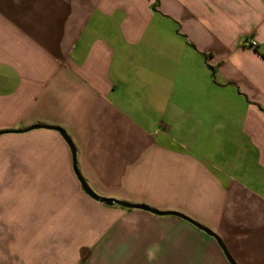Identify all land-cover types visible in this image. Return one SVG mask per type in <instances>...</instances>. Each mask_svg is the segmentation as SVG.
Here are the masks:
<instances>
[{
    "label": "crops",
    "instance_id": "1",
    "mask_svg": "<svg viewBox=\"0 0 264 264\" xmlns=\"http://www.w3.org/2000/svg\"><path fill=\"white\" fill-rule=\"evenodd\" d=\"M263 55L264 0H0V132L187 218L1 135L72 186L80 264H264Z\"/></svg>",
    "mask_w": 264,
    "mask_h": 264
},
{
    "label": "rangeland",
    "instance_id": "2",
    "mask_svg": "<svg viewBox=\"0 0 264 264\" xmlns=\"http://www.w3.org/2000/svg\"><path fill=\"white\" fill-rule=\"evenodd\" d=\"M30 143L0 142V264H80L93 223L71 185L45 184L51 170L29 163Z\"/></svg>",
    "mask_w": 264,
    "mask_h": 264
},
{
    "label": "water",
    "instance_id": "3",
    "mask_svg": "<svg viewBox=\"0 0 264 264\" xmlns=\"http://www.w3.org/2000/svg\"><path fill=\"white\" fill-rule=\"evenodd\" d=\"M39 129H45V130H51V131H56L58 132L61 137L63 138V140L66 142V144L69 146L71 153H72V157H73V170H74V174L80 184V187L82 189V191L84 192V194H86L89 198H91L92 200H94L97 203L109 206V207H114V206H120L122 208L125 209H138V210H143L149 213H152L154 215H158V216H167V215H173V216H179L181 218L187 219L179 214L176 213H170V212H159L157 210H154L152 208H149L148 206L145 205H134V204H129L126 202H121V201H117V200H113V199H108V198H104L101 197L99 195H97L90 187L89 185L86 183V181L83 179V177L81 176V173L78 169L77 166V160H76V150L75 147L70 139V137L66 134V132L58 127H52V126H44V125H34L31 126L29 128L23 129V130H15V131H3L0 132V136L1 135H5V134H10V133H14V134H24V133H28L30 131H34V130H39ZM195 226L197 228H199L200 230L204 231L206 234H208L209 236L215 237V235L209 231L208 229L202 227L201 225H198L196 223H194ZM217 238V237H215ZM219 244L221 245V247L224 250L225 255L227 256V258L229 259V261L231 262V264H235L231 258L229 257V255L227 254L225 248L223 247L221 241L219 239H217Z\"/></svg>",
    "mask_w": 264,
    "mask_h": 264
},
{
    "label": "clouds",
    "instance_id": "4",
    "mask_svg": "<svg viewBox=\"0 0 264 264\" xmlns=\"http://www.w3.org/2000/svg\"><path fill=\"white\" fill-rule=\"evenodd\" d=\"M156 249L157 246L153 245L152 247L146 250V256L149 264H152V261L156 259Z\"/></svg>",
    "mask_w": 264,
    "mask_h": 264
},
{
    "label": "built area",
    "instance_id": "5",
    "mask_svg": "<svg viewBox=\"0 0 264 264\" xmlns=\"http://www.w3.org/2000/svg\"><path fill=\"white\" fill-rule=\"evenodd\" d=\"M252 46H255L256 45V43L255 42H252V44H251Z\"/></svg>",
    "mask_w": 264,
    "mask_h": 264
},
{
    "label": "trees",
    "instance_id": "6",
    "mask_svg": "<svg viewBox=\"0 0 264 264\" xmlns=\"http://www.w3.org/2000/svg\"><path fill=\"white\" fill-rule=\"evenodd\" d=\"M264 56V55H263Z\"/></svg>",
    "mask_w": 264,
    "mask_h": 264
}]
</instances>
